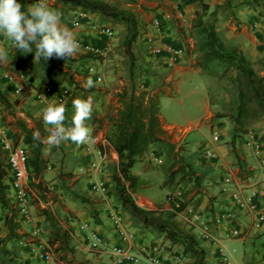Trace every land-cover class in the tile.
<instances>
[{"label": "trees", "instance_id": "obj_1", "mask_svg": "<svg viewBox=\"0 0 264 264\" xmlns=\"http://www.w3.org/2000/svg\"><path fill=\"white\" fill-rule=\"evenodd\" d=\"M177 2L181 6L198 5L200 11L195 13L192 28L199 35L197 45L198 57L196 68L215 78H227L236 85V105L234 112L229 115L232 124L230 149L241 167V160L237 154L238 146L244 143L243 137L248 133L247 123L251 111L264 115V75H259L253 64L243 55L237 47L226 45L216 32L217 9L209 12L205 0H167ZM22 5V10L27 11L26 1L17 0ZM53 9L60 11L83 10L91 14L100 15L104 19L122 23L126 27V35L123 41L125 54L129 59L130 71L134 64L132 45L140 35V21L131 10L121 9L103 0H54ZM9 63L11 69L20 68L29 58H34L33 53L23 54L20 50H9ZM83 59L95 58L85 54ZM75 62L72 58H51L47 61L35 60V66L46 73L43 83L62 86H72L75 90H81L79 83L71 72L70 64ZM217 63L221 71L214 70L211 65ZM66 64L67 67L64 68ZM163 93L150 94L147 91H136L132 86L128 91L117 94L119 107L114 115H107L109 126L104 140L117 155V167L112 176L113 191L120 202L121 207L134 219L140 222L144 228L163 235L171 245L182 248V255L192 260L193 264H207L205 251L193 233V228L183 225L177 220V216L184 212L190 203L200 202L203 176L197 174L190 163L176 150V146L161 138L162 129L160 122L159 98ZM73 99V98H71ZM17 102H10L0 85V109L6 114L1 122L8 129V137L14 146L23 144L27 149V167L30 174L29 187L37 198V202H55L50 200L48 194L49 185L44 179V174L49 167V159L45 155V143L33 141L32 132L39 130L42 139H46L47 132L40 121L31 119L33 126L17 116ZM7 115L12 121L6 122ZM93 112L90 119L95 127L93 137L98 129H101L103 120L96 117ZM71 124V123H70ZM97 124V125H96ZM161 144L164 148L165 162L159 165L160 171L165 177L164 187L173 192L183 186L178 194L169 197V208L166 210H148L140 207L135 200V195L143 189L144 180L131 172L132 167L148 152L150 146ZM99 149L103 150L101 145ZM11 175L7 164L6 152L0 147V212L3 220L4 236H0V264H4L2 256L9 255L7 243L23 238L20 234V222L18 210L14 207L10 194ZM193 194L190 198L189 195ZM80 202L91 205L88 199L73 194ZM199 198L195 201V196ZM38 215L43 217L49 229L47 242L54 255L62 262H68V257L75 253L71 245L73 230L66 226L50 207L38 208ZM90 217L95 224H99L98 212L92 207ZM25 249V248H24ZM27 250V249H26ZM28 252V250H27ZM219 258V256H218ZM87 261V260H86ZM20 264H30L25 260ZM74 264H92L89 261Z\"/></svg>", "mask_w": 264, "mask_h": 264}, {"label": "crops", "instance_id": "obj_2", "mask_svg": "<svg viewBox=\"0 0 264 264\" xmlns=\"http://www.w3.org/2000/svg\"><path fill=\"white\" fill-rule=\"evenodd\" d=\"M32 2L33 0H28ZM50 2V6L53 9L54 0H48ZM206 4L209 7V12L213 11L215 8L217 9V22H216V32L219 38L228 46L237 47L239 50L242 51L243 55L253 64H260L264 66V18L261 17L262 11L264 10V0H205ZM137 15L140 18H143L146 13L151 15L153 18H158L161 21V32L160 37L162 41L174 46L182 48L184 51L183 57L179 60L178 64L170 70L169 74L163 76H153L160 66L159 63H162L160 60L156 61L157 58L151 56V54L147 51V43L144 42V36L146 34H154L155 31L152 28V21L150 25L146 27V30L142 32V51H139V62L142 63V67L140 72L142 73V84H140L139 88H136V91H147L150 94L156 93H163L162 95L165 96H173L176 93L177 87L181 84L182 79L188 78L191 74H194V71L189 69L190 61L193 63L196 62L198 57V51L194 47L195 39L189 37L188 33L194 31L195 29L192 28V22L195 17V13L200 11V7L196 4L190 6H181L177 2H170L167 0H137ZM32 4V3H31ZM26 3V8L31 5ZM55 10V9H53ZM78 11H83L80 9L68 11L67 17L68 19H72L77 16ZM134 11V10H132ZM164 14H170L171 20L167 21L164 19ZM92 17H101L100 15L91 14ZM136 15V16H137ZM138 17V16H137ZM109 20V19H107ZM111 21L113 24L118 22ZM258 24V27L255 28L254 24ZM71 26V25H70ZM188 27V28H186ZM74 35H77V38H82L84 41L91 42L95 45L101 46L103 44V40L97 39L89 30L86 24H83L78 29H72ZM1 33V32H0ZM115 42V41H114ZM116 45V44H114ZM113 45V46H114ZM9 52V50H7ZM137 57V56H136ZM34 59V58H32ZM89 59V58H88ZM88 59H85L86 61ZM194 59V60H192ZM90 60V59H89ZM119 61V62H118ZM155 61V62H154ZM160 61V62H159ZM187 61V62H186ZM103 65H114L118 64L119 67L123 65L122 59L118 56H112V58L108 60L102 61ZM111 63V64H110ZM158 63V64H157ZM189 63V64H186ZM25 65V63H24ZM24 65L20 68H13L11 69L10 65L7 64L9 70L4 72L0 77V85L2 91L5 93L7 98L10 102H17V116L26 120L30 126H33L31 119L35 121H40L43 128L49 132L52 128L51 125H48L44 122L42 118V109L36 105L33 95L30 92V89H27L23 93H17L16 89L18 87V81L15 79V75L17 72L24 71ZM165 66V65H164ZM162 68V67H160ZM163 70V68H162ZM164 70H167L164 67ZM12 71L13 73H10ZM32 71L35 73H39L43 75L44 72L39 70L35 65L32 68ZM9 72V73H8ZM10 74L13 77V80L6 79L5 76ZM44 80H42L43 82ZM168 83H171L173 87L167 88ZM159 88H158V87ZM156 87V88H154ZM127 90L123 89L122 91ZM128 91V90H127ZM121 93V92H120ZM213 94H215L213 92ZM161 95V96H162ZM160 96V97H161ZM214 95H212L213 97ZM119 107V104L118 106ZM205 116L199 122L198 127L202 125V123L210 118L214 111H216V106H210L209 104H205ZM159 108H160V122H161V129L163 132H168L171 134L175 131L176 136H179L181 141L186 142V135L189 132V129H183L179 127L175 123H167L164 116L161 115V104L159 98ZM74 115L73 107H66L65 112V124L72 123V117ZM8 120L6 119V122ZM8 123V122H7ZM86 125L90 129V139L85 143L89 148H98L99 145L103 147V150L108 155V163H107V171H110L112 167L113 171L116 170L117 167V155L114 150L108 145V143L104 140V135L98 134V136L93 137L94 126L92 125L91 121H86ZM6 127V126H5ZM10 129L7 127V130ZM202 132V131H201ZM202 134V133H201ZM156 144L150 146L148 152L144 155V157L139 160L131 169V172L141 179H144L146 174L147 166V154L150 153L151 147L155 146ZM63 151L66 157L64 170L67 173H73V175L77 176L76 180H71L68 189H61L55 192V202L48 201L47 203L40 204L41 208L50 207V209L56 213L59 219L64 223L66 226L70 227L73 230V239L71 245L75 249L74 256H78L81 258L86 259L92 264H106V256L105 255H98L95 256L93 252H90L85 243L81 240V235L76 230V223L82 220H87L91 223V226L94 230L101 233L103 236L108 238L109 240H113L112 235V228L107 217V209L108 207L113 206L111 202L106 201L104 203H100L98 200V195L92 193L90 191L89 180L84 179L81 175V169L87 164L89 157L85 155L83 150L78 146L74 145L70 140L61 141L58 145ZM76 146V147H75ZM189 149V147H188ZM218 160L215 162L216 166H208L205 164L204 160L196 153H192L191 150H188V160L190 161V165L194 169L197 174L203 176V184L208 182L209 174L208 172H213L214 170L221 169L223 172H226L231 175L233 179V185L236 189L244 193H249L253 191H262L264 188V168L263 173L257 175L256 180L251 181L250 183H245L236 174V170L234 167L228 166L226 169L223 167V161L226 159L229 160L228 150L226 146H218ZM249 157V154L247 155ZM246 163H250L252 165V161L250 158H246L244 160ZM242 163V162H241ZM139 165L138 171H134V167ZM220 166H222L220 168ZM243 167V165L241 164ZM252 168L254 169L253 165ZM244 169V167H243ZM235 170V172H234ZM255 173V172H254ZM49 173L44 174L45 181H48L47 175ZM107 175V174H106ZM70 177V175L68 176ZM207 183L206 186H211ZM205 185V184H204ZM213 190V194H211V198H207L203 196L202 199L198 204L190 203L187 209L180 213L177 216V220L182 223L183 225H187L186 221L188 219L193 218V214L198 215L201 219L211 220L215 213L219 209H225L229 206V191L223 190V188L215 189V187H211ZM77 194L82 196L89 201H91V205L85 204L80 202L78 199L75 198L73 194ZM139 193V192H138ZM210 195V194H209ZM213 195V196H212ZM136 196V195H135ZM114 205H119L120 210L125 211L121 205L115 194L112 195L111 199ZM136 200V199H135ZM220 201V202H219ZM219 202V203H218ZM136 203L145 209L153 210L151 206V202H139L136 200ZM221 204V205H220ZM32 207V206H31ZM92 207L98 212V218L100 220L99 224H95L90 217V210ZM89 209V211H88ZM168 209V208H167ZM166 210V209H165ZM31 211V208H30ZM190 212V213H189ZM125 222L129 229H133L134 231L138 232L139 243L141 245H150L154 242L162 243L164 248L166 249V255L169 257L172 253H182V248L177 245H171L168 241H166L163 235L157 234L150 229L144 228V226L130 216L126 211L124 213ZM1 216V212H0ZM20 222V234H23V237L28 236V231L32 228V226L36 225L39 226L40 229L44 228L45 234L49 236V229L47 227V223L43 217L37 215L36 217H31V220H24L19 217ZM38 224V225H37ZM236 227L243 231L241 237L233 239V240H226V243L222 241L223 245L226 244L233 252L241 253V263L242 264H260V257L262 255V244L264 243V228L259 231H255L252 227V217L249 215H240L236 222ZM0 236H4V232L0 230ZM197 240H199L200 245L203 247L205 251V259L207 264H220V260L216 254V252L210 247V245L206 242H202L199 238V232L195 229L193 230ZM216 235L221 236L223 231L218 230L215 232ZM12 246H15L14 242H9ZM7 243V246L9 245ZM16 247V246H15ZM24 251L16 252L17 258L14 262H7L9 258L8 255L2 256L4 260V264H20L21 258L28 259L30 264H43L41 260L34 259L30 257L27 250L23 249ZM10 255V253H9ZM22 255V256H21ZM91 256H95L91 258ZM188 258V257H187ZM191 260V259H190ZM192 261V260H191ZM189 264H193L192 262ZM51 264H66V262L59 261L58 259L54 258V261ZM235 264V263H232Z\"/></svg>", "mask_w": 264, "mask_h": 264}, {"label": "rangeland", "instance_id": "obj_3", "mask_svg": "<svg viewBox=\"0 0 264 264\" xmlns=\"http://www.w3.org/2000/svg\"><path fill=\"white\" fill-rule=\"evenodd\" d=\"M28 4H33L37 2V0H33L32 2L25 0ZM105 2H108L114 6H117L121 9L125 10H134L133 12L136 14L137 12V0H103ZM46 4H50L48 0H44ZM51 8V6L49 5ZM57 13L60 14V22L61 26H66L69 30L72 31V27L70 26V20L67 17L66 11H60L55 10ZM137 15V14H136ZM140 15V14H139ZM138 16V19L140 21V35L138 36L136 42L132 45V52L134 55V64L132 67V71H130V64L129 59L127 55L125 54L124 47H123V41L125 39L126 35V27L122 23H116L113 24L111 21L104 19L102 17H93L94 20H96L97 23H104L112 26L115 30L116 36H115V42H113L114 45L111 50L107 53V55L104 58H89L87 61L83 59L82 57L85 56V54H82L81 52H77L75 56L72 57L75 62H71V72L75 76L76 81L79 83L81 90H75L72 86L63 84L62 86H66L70 89V97L67 100V103L65 107H71L72 108V101L77 98H86L87 96L91 95L93 97V112L96 113V117L100 120H103L101 124V129H98L96 136L98 134H102L105 136V134L108 131V122L106 119L107 115H114L116 112V108L118 106V97L117 94L122 92L123 89L129 90L132 86L139 88L140 84H142V81L144 79L142 78V73L140 72L141 69H138L139 67H142V63L139 62V51H142V45L141 44V36L142 32L146 30V27L150 25V22L152 21V16L148 13L143 16V18H140ZM188 28V27H186ZM74 34V32H72ZM189 37L193 40L195 39L194 47L197 49V45L199 42V35L197 34V31H189L188 33ZM75 38H77V35H74ZM0 39L2 40V43L0 44V47L5 48L6 50H10L13 46V41L8 39L2 32L0 33ZM112 56H118L122 59L123 65L121 67L118 66V64L103 65V60H108L112 58ZM137 56V57H136ZM194 60V59H192ZM197 60V59H196ZM158 62V59L156 60ZM119 62V61H118ZM155 62V61H154ZM160 62V61H159ZM187 62V61H186ZM111 64V63H110ZM158 64V63H157ZM189 64V63H186ZM196 62L193 63L190 61L189 69L194 71V74H191L186 79H182L181 84L177 87L176 93L173 96H165L162 95L160 97V104H161V115L165 117L167 123H175L179 127H182L183 129H189L188 134L186 135L185 141H181L179 136H176L175 131H173L171 134L168 132H163L161 134V138L173 143L176 146V150L179 152L181 156L185 159L186 162H190L188 159V155L186 152L188 150H191L192 153H196L204 160L205 164L208 166H216L215 162L218 160V146H226L228 150V156L229 160L225 158L223 161V167L226 169L228 166H231L235 168L237 176L245 183H250L251 181L256 180L257 175H260V173H263L264 166L261 165L259 159L253 154L252 150L249 148H246L244 146V143L241 146H238L237 154L241 160V164L243 167H239L238 161L236 160L234 154L232 153L230 149V141H231V132H232V124L229 120V115H231L234 112V108L236 105V85L231 83L227 78L218 79L211 75H208L200 69L196 68L195 66ZM35 65V60L32 58H29L24 65V71H22L29 79H31L34 84L41 85L43 84L42 80H44V77L46 76V73H43V75H40L39 73H35L32 71V68ZM65 65V64H64ZM68 64L64 66L67 67ZM93 66L95 68L96 74L90 75L87 71L88 66ZM177 65V64H176ZM158 66L162 67L158 69L155 72L153 76H165L166 74L170 73V70L168 69L164 70V64L159 63ZM211 67L214 70L221 71V67L217 63H213ZM66 69V68H65ZM254 69L259 75H264V66L260 64H254ZM9 70V67L4 64H0V77L2 74ZM9 73V72H8ZM10 73H13L10 71ZM96 76L101 77V81H96ZM91 78L94 82V87L88 90H85L82 85L84 82ZM47 83V82H46ZM44 83V84H46ZM158 87V86H157ZM173 87L171 83H168L167 88ZM156 88V87H154ZM159 88V87H158ZM213 92L215 94H213ZM155 93V92H154ZM157 93V92H156ZM212 95H214L212 97ZM73 98V99H71ZM205 104H209L210 106H216V111L212 114L210 118L205 120L200 127H198L199 122L201 119L205 116ZM17 110V109H16ZM74 110V108H73ZM6 113L3 112L0 109V118L2 119V116ZM7 122L12 121V117L10 115H7ZM97 125V124H96ZM52 127V126H51ZM95 128V127H94ZM248 132H253L256 134L257 140L262 142L264 147V115L263 114H256L254 110L251 111L250 119L247 123ZM202 131V132H201ZM217 132L219 135L218 142L213 141V133ZM202 133V134H201ZM93 135V134H92ZM243 140L245 141V136L243 137ZM23 146V144H20ZM45 155L49 159V166L51 167L50 170H47V179L46 181L49 186H53L54 190L53 193L48 194L47 198L50 200H53L55 198V192L57 190L61 189H68L69 184L71 180H76L75 175L73 173H67V171L64 170V164H65V155L64 151L59 146L50 147L45 143ZM86 145V144H85ZM87 146V145H86ZM76 147V146H75ZM189 147V149H188ZM206 148H211L216 153L217 158L212 161L206 160L202 153ZM249 154V157L247 155ZM153 157H158L162 159V164L165 162V153L163 145L156 144L155 146L151 147V151L149 154H147V161H146V174L144 176V187L143 189L136 194L135 199L139 202H151V206L153 207L154 211L159 210H165L169 208V197L172 195L178 194V191L183 188V186L179 187V189L174 190L173 192L169 191L166 187H164V181L165 177L163 173L159 169V165L156 164L152 160ZM246 158H250L252 161V165L254 169L252 168V165L250 163H246L244 160ZM220 166V168L222 167ZM113 167V166H112ZM110 168V171H107V179H108V187H109V193L107 200H103L102 197L98 196V200L100 203H104L106 201L111 202L115 210H120L119 205H114L112 201L110 200L112 195L114 194L113 191V182H112V176L115 173L113 171V168ZM139 165H136L134 167V171H138ZM234 170V172H235ZM255 172V173H254ZM209 174V183L206 182L202 184V190H201V196L202 199L203 196H206L208 199L211 198V194H213V190L211 187H215V189L222 188L223 179L226 175H230L226 172H223L221 169L214 170L213 172H208ZM70 175V177H68ZM84 179H88V176L86 174L81 175ZM231 176V175H230ZM207 183L211 186H206ZM87 184H89L87 182ZM232 188V187H231ZM210 194V195H209ZM192 193L189 195V197H192ZM213 196V195H212ZM199 198V195L195 196ZM200 199V200H201ZM56 200V199H55ZM220 202V201H219ZM218 202V203H219ZM44 204L42 201L37 202L35 198H32L31 201V211L30 216L36 217L38 215V208L40 207V204ZM192 204H195L192 202ZM221 205V204H220ZM89 211V209H88ZM108 211V209H107ZM123 212V211H122ZM125 213V211H124ZM126 216V215H125ZM38 225V224H37ZM39 229L40 227L37 226ZM133 230V229H132ZM217 231V229H216ZM41 237L47 241V235L45 234L44 228L40 229ZM218 232V231H217ZM1 233V232H0ZM219 237H223V234ZM224 243H226V240H233V238H224ZM13 243H9L7 246V250L10 252V255H8L9 258L7 262H11L12 260L14 262H17L15 258H17V253L24 251V248L18 247L16 244L15 246ZM227 244V243H226ZM226 244H224V247L226 249L227 257L228 259L235 264H242L241 263V253L239 252H233ZM16 249L19 250L16 251ZM26 250V249H25ZM99 254H96L95 256H98ZM22 256V255H21ZM95 256H91V258H94ZM21 262L23 263L25 260L22 257H20ZM55 258L57 256L55 255ZM189 262L191 261L189 258L185 257ZM68 262L66 264H74V263H81V262H87L86 259L78 257V256H70L68 257ZM60 261V260H59ZM192 262V261H191ZM106 264H111L110 260L106 257Z\"/></svg>", "mask_w": 264, "mask_h": 264}, {"label": "built area", "instance_id": "obj_4", "mask_svg": "<svg viewBox=\"0 0 264 264\" xmlns=\"http://www.w3.org/2000/svg\"><path fill=\"white\" fill-rule=\"evenodd\" d=\"M77 13V16L70 20L72 29H78L83 24H86L97 39L104 41L101 46H98L84 41L82 38H76L79 42L78 51L82 54H90L95 58H104L113 47L116 36L114 28L108 24L97 23L89 12L78 11ZM261 17L264 18V10ZM164 19L167 21L171 20V15L164 14ZM254 27L257 28L258 24H254ZM152 28L155 33L144 36V42L147 43V51L151 56L160 60L166 68H174L184 55L183 49L162 41L160 37L161 21L158 18L152 20ZM1 43L2 40L0 39ZM87 71L90 75L96 74L95 68L91 65L87 67ZM5 78L13 80L10 74L6 75ZM15 79L19 82L16 89L17 93H23L30 89L36 105L42 110L48 104L63 103L66 105L71 95L70 89L66 86L56 87L44 83L36 85L23 72H17ZM96 81L100 82L101 77L96 76ZM71 124L64 123L65 127H70ZM0 133H2L0 134V147L6 152L7 164L11 175L9 183L12 203L18 210V215L21 219L31 220V201L32 198H37V196L29 187L30 174L27 167V149L22 145H13L12 140L8 137L7 128L1 122V118ZM213 134V141L217 143L219 135L217 132ZM9 142L11 143L10 148L7 146ZM73 144L81 148L85 155L89 157L81 172L88 176L90 191L102 197L103 200H107L109 193L106 176L107 153L99 148H89L85 143L80 145ZM244 146L252 150L261 165L264 166V147L262 142L257 140L256 134L248 132L245 136ZM202 156L208 161L217 158L216 153L211 148H206ZM152 160L156 164L162 163V160L158 157H153ZM50 168L49 166L48 170ZM222 188L229 191L230 204L227 208L219 209L211 220L201 219L198 215L193 214V218L188 219L186 223L188 227L193 228V230L196 229L199 232L200 240L208 243L216 252L217 256H219L220 264H232L227 257L222 241H224L225 237L236 239L242 236L243 231L236 227V222L240 215L252 217V227L255 231L264 228V188L260 192L244 193L234 187L233 179L230 175L224 177ZM49 190L53 191V186H49ZM108 208L107 217L111 224L113 240H109L94 230L91 223L87 220L76 223V230L90 252L105 255L111 264H187L186 258L181 253L174 252L168 257L162 243L154 242L150 245H141L138 232L127 227L124 211L115 210L113 206ZM2 228L3 220L0 217V230ZM216 229L217 231H223L222 238L215 234ZM27 234L28 236L18 241L17 246L27 249L30 257L41 260L43 264H51L55 255L48 242L41 237L40 229L34 225ZM260 264H264V243L262 244Z\"/></svg>", "mask_w": 264, "mask_h": 264}, {"label": "clouds", "instance_id": "obj_5", "mask_svg": "<svg viewBox=\"0 0 264 264\" xmlns=\"http://www.w3.org/2000/svg\"><path fill=\"white\" fill-rule=\"evenodd\" d=\"M60 20V14L50 8L44 0H37L27 11L22 10V5L17 0H0V32L13 41L14 49L23 54L34 52V60L47 61L53 57L65 60L77 54L79 42L71 30L61 26ZM10 62L8 51L0 47V64L7 65ZM82 87L85 90L93 88V80L88 78ZM92 106L91 95L75 98L72 101V124L65 127V105L48 104L42 110V118L52 128L46 139L41 138L38 129L34 130L33 141L46 143L50 147L58 146L61 141L67 140L77 145L86 143L90 139V129L86 121L92 118ZM7 146L10 148L11 143Z\"/></svg>", "mask_w": 264, "mask_h": 264}]
</instances>
